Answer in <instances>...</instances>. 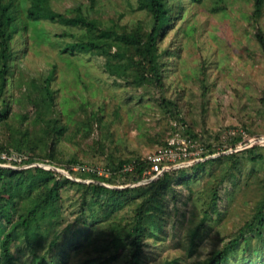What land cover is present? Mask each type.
Returning <instances> with one entry per match:
<instances>
[{"label":"rangeland","instance_id":"374dc122","mask_svg":"<svg viewBox=\"0 0 264 264\" xmlns=\"http://www.w3.org/2000/svg\"><path fill=\"white\" fill-rule=\"evenodd\" d=\"M90 1L13 0L8 9L17 21L9 62L1 66L6 84L0 107L9 109L0 121V146L9 145L11 153L1 152L0 157L7 159L0 165H37L55 171V167L64 169L69 159L101 166L110 157L148 160V155L164 146L156 142L159 135L165 141H188L184 136L188 125L200 140L184 143L188 155L172 156L174 160L165 161L167 170L216 159L199 168L200 175L190 187L173 183V189L164 193L165 225L157 237L147 239L142 256L144 264H160L165 258L200 264L253 218L261 195L258 186L264 183V166L251 162L245 149L264 145V8L254 20L251 0L185 2L183 16L172 22L160 42L162 49L173 53L168 58L165 88L166 97L176 101L177 117H169L158 108L160 93L154 88L118 86L93 56L60 51L70 39L62 35L65 26L44 17L50 13L70 17L77 8L88 10ZM26 10L42 20L29 24ZM91 11L119 25L148 20L138 0H94ZM36 29L44 34L38 36ZM53 64L50 111L37 106L40 97L45 98L35 84L42 85ZM49 119L56 121L55 131ZM234 136L240 138L231 145ZM16 145L37 158L29 164H13L28 158L20 155ZM215 192L218 199L213 204ZM130 219L125 207L114 222L125 224ZM100 239L98 250L85 244L72 251L69 264L126 263L122 249L113 242L107 244L112 241L108 227ZM239 246L243 248L242 240ZM40 249L42 255L46 247ZM17 257V264H31L29 250Z\"/></svg>","mask_w":264,"mask_h":264},{"label":"trees","instance_id":"16d2710c","mask_svg":"<svg viewBox=\"0 0 264 264\" xmlns=\"http://www.w3.org/2000/svg\"><path fill=\"white\" fill-rule=\"evenodd\" d=\"M6 1L0 2V94L4 93L6 84V71L1 66H7L9 62L10 38L15 31L13 22L17 21L8 12L14 4L13 0ZM138 1L148 15V20L141 19L131 25H119L115 21L107 23L99 15H94V11H91L94 0L90 1V10L77 8L70 17L50 13L44 19L48 18L65 26L62 35H67L70 39L63 43L61 52L75 56H93L101 62L103 71L118 86L126 84L137 88H154L160 93L158 108L169 117H177L176 101L166 97L165 88L168 58L173 53L162 49L160 42L172 22L183 16L185 2L199 4L203 0ZM251 3L252 16L256 20L263 14L264 0H251ZM26 12L29 24L37 23L43 18L30 10ZM11 24L12 28L9 30L7 26ZM36 30L38 36L44 34L40 33L43 29ZM257 34L261 37V33ZM55 68L56 65H51L42 85L34 83L35 87L43 89L42 95L45 98L40 97L41 101L37 106L42 105L46 110H50L53 105L50 83ZM140 103L144 105L142 100ZM8 109V106L0 107V121L8 115ZM47 123H52L55 131L56 121L49 119ZM185 130L186 139L192 142L200 140L188 125ZM239 138L234 136L231 145L237 144ZM156 142L164 146L167 143L162 135L156 138ZM14 148L20 155L25 153L28 156L18 163L12 161L15 165L29 164L37 158L19 145ZM9 149V145L0 146V154H10ZM245 150L249 153L251 162L264 166L263 144L256 143ZM215 159L195 162L183 169H166L155 178V173L150 172V162L141 157L133 160L110 157L103 164L110 169L107 177L71 171L74 177L83 175L95 180L91 182L74 180L37 165L20 168L0 165V264H17V254L25 253L26 250L30 252L31 264H69V254L77 251L80 246L93 245L91 247H94V251L98 250L100 238L107 227L112 240L107 244L111 245L113 242L116 248L122 249L126 257L125 264H144L142 255L147 239L157 237L166 222L164 193L173 189V183L190 187L198 179L197 173L200 175L199 168ZM0 161L6 162L1 157ZM65 162L62 165L64 168L81 163L77 159ZM125 163L133 165L131 171H123ZM222 181L220 179V183ZM128 184L134 185L117 187ZM258 188L261 189V195L253 218L239 228L235 237L200 264H264V183ZM217 199L215 192L212 203L216 204ZM125 207L131 215L129 222H114ZM240 240L243 241V248L239 246ZM43 247L46 250L40 255L38 252ZM255 254H258L257 258H252ZM177 261L175 258H165L160 264H178Z\"/></svg>","mask_w":264,"mask_h":264},{"label":"built area","instance_id":"2783aa9c","mask_svg":"<svg viewBox=\"0 0 264 264\" xmlns=\"http://www.w3.org/2000/svg\"><path fill=\"white\" fill-rule=\"evenodd\" d=\"M184 143H186V145H188L189 143L190 145H193L189 139L188 141L182 142L183 144L182 145L181 143L176 142L173 138H171L170 140L167 141L165 146L159 147L156 153H154L153 155H148L147 158L151 164L150 172L152 171L155 173L154 178L162 174L166 169L169 168L168 165L165 164V161H171L170 159H172L174 156L186 157L188 155L189 150H187ZM3 159H7V158H3ZM132 168H133V165L131 163H128L127 165L125 164L123 165V171H131ZM54 169L55 171H58V172L60 171L65 176L71 179H74V180H78V181H82V180L77 179L76 177H73V175L71 174V171H79L81 173L96 174V175H100L104 177H107L110 174L109 168L103 165L101 166L97 164L77 163V164L69 165L68 168H64V169L62 168L61 170L57 169V167H55ZM91 181L92 180L89 179L87 182H91ZM101 184L110 186L109 184L104 183V182H101Z\"/></svg>","mask_w":264,"mask_h":264},{"label":"water","instance_id":"95a60500","mask_svg":"<svg viewBox=\"0 0 264 264\" xmlns=\"http://www.w3.org/2000/svg\"><path fill=\"white\" fill-rule=\"evenodd\" d=\"M147 181V180H146Z\"/></svg>","mask_w":264,"mask_h":264}]
</instances>
